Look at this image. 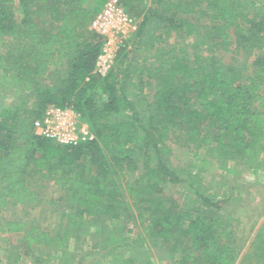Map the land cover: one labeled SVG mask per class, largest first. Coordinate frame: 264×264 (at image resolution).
I'll return each mask as SVG.
<instances>
[{
    "label": "trees",
    "instance_id": "1",
    "mask_svg": "<svg viewBox=\"0 0 264 264\" xmlns=\"http://www.w3.org/2000/svg\"><path fill=\"white\" fill-rule=\"evenodd\" d=\"M105 1L0 0V86L15 99L0 112V212L40 202L34 177L57 185L67 210L54 235L18 220L0 223V234H22L27 250L43 246L64 257L71 240L89 232V221L105 224L137 206L126 221L151 230L164 264L252 261L264 246V219L256 242L240 248L232 230L239 220L222 214L232 197L212 190L204 168L181 177L168 142L180 133L222 171L233 161L256 174L264 167V0H122L142 19L101 76L95 66L103 42L90 24ZM229 32L245 55L241 64L188 51L186 38L215 42ZM174 36L179 40L171 43ZM46 78L51 85H42ZM145 79L154 81L152 99ZM49 105L75 111L95 140L66 146L37 136L33 123ZM171 184L187 187V229L178 204L166 197ZM102 224L104 239L94 248L110 246L114 254L119 239L105 236ZM137 241L149 249L143 236ZM142 254L117 253L113 261L153 264Z\"/></svg>",
    "mask_w": 264,
    "mask_h": 264
},
{
    "label": "rangeland",
    "instance_id": "2",
    "mask_svg": "<svg viewBox=\"0 0 264 264\" xmlns=\"http://www.w3.org/2000/svg\"><path fill=\"white\" fill-rule=\"evenodd\" d=\"M250 1L256 0H248V2ZM133 16L138 27L142 14H133ZM188 19L196 22L198 16L188 17ZM40 25L42 26V22ZM178 40L179 37L174 36L170 42L174 43ZM186 41L191 44L188 49L190 54L198 53L204 56H212L225 64H241L245 59L243 51L237 52L236 50L233 32H229L227 38L215 42L205 41L201 36L189 37L186 38ZM52 82V79L46 78L41 83L42 85H51ZM145 93L149 99L153 98V80L145 79ZM13 101L15 99L10 92L0 86V112L2 106L11 105ZM168 144L173 150L170 157L172 166L181 177H184L183 172L204 168L206 171L204 173L205 180L212 190L215 192L227 191L232 197L230 203L225 205L222 214H232L239 220V223H234L232 228L239 247L246 250L251 243L256 242L257 228L264 219V167L256 174L237 161H233L229 163V170L222 171L216 161L206 157L203 150H197L194 146L186 143L180 133H177ZM139 165H142V160H140ZM30 183L34 189L38 190L40 202L33 206L9 207L4 213L0 212V223L7 220L23 221L29 225L38 226L54 235L63 222L62 214L67 211L65 203L60 200L62 197L61 189L53 182L44 181L38 177L30 180ZM165 193L166 197L172 198L178 204L180 209L176 208V211L182 214L184 227L189 228L192 212L189 206H185L186 200L190 197L186 185L171 184L167 187ZM128 207L129 209L122 211L119 218L113 220L109 217L105 224H102V222L96 223L93 220L89 221V232L82 234L78 240L73 238L67 250L68 253L64 257H62L64 252L43 246H34L32 249L27 250L22 234H0V264H115L113 260L116 262L117 259L114 258V255L117 253L129 257L140 252L146 253L140 256L141 259L149 257L153 264H164L161 260L164 254L160 251L162 243L154 242L150 237L151 230H144L136 219L131 220V218V221H126L127 214L135 217L139 212L137 206ZM101 224L108 226V232L105 233V236L112 233L119 239L120 244H114V254H112V247L110 246V248L100 249L99 246L94 248L99 241L104 239V234H100L98 227ZM140 236L147 240L149 249L143 244H139L137 240ZM182 237V234L178 236V238ZM120 239H123V241ZM189 239L187 238L186 244L192 250ZM108 242L109 240L106 241V244ZM126 243L134 245V251L133 248L125 247ZM255 253L257 254L252 261L242 262L241 264H264V246H258Z\"/></svg>",
    "mask_w": 264,
    "mask_h": 264
},
{
    "label": "built area",
    "instance_id": "3",
    "mask_svg": "<svg viewBox=\"0 0 264 264\" xmlns=\"http://www.w3.org/2000/svg\"><path fill=\"white\" fill-rule=\"evenodd\" d=\"M90 29L103 42L95 72L106 76L124 41L134 34L137 25L122 0H106L103 8L93 17ZM33 129L37 136L59 145L70 146L95 140L89 125L75 111L55 105H49L44 115L34 121Z\"/></svg>",
    "mask_w": 264,
    "mask_h": 264
}]
</instances>
